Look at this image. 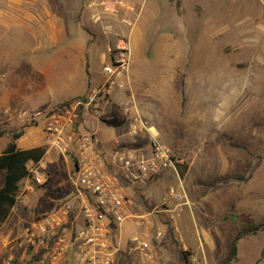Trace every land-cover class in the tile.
Here are the masks:
<instances>
[{
  "label": "rangeland",
  "instance_id": "374dc122",
  "mask_svg": "<svg viewBox=\"0 0 264 264\" xmlns=\"http://www.w3.org/2000/svg\"><path fill=\"white\" fill-rule=\"evenodd\" d=\"M140 4L149 18H145L144 55L160 61L148 66L175 78L168 98L154 96L161 103L157 110L150 106L148 91L139 87L137 107L144 117L159 122L165 138L161 139L175 155L193 163L184 187L196 207L198 227L208 234L211 246L203 243L201 254L185 251L199 264H220L244 218L255 224L264 221V0H149ZM119 39L115 37L116 43ZM144 64L139 62L137 67L144 69ZM3 117L0 153L13 130L34 124L8 125ZM46 141L42 135L41 143ZM45 147L43 160L28 165L32 177L21 182L17 204L0 227V264L9 256L12 264L22 259L32 264L30 251L23 252L17 242L25 229L69 198L65 195L72 175L69 157L48 144ZM38 175L44 183H36ZM167 215L153 219L149 230L123 225L128 234H148L151 245L142 251L137 242H131L137 248L119 252L118 264H184L177 244L171 241ZM156 230L163 233L158 240L153 238ZM177 233L184 239L183 233ZM194 233L192 224L188 228L191 239L181 244L195 251ZM232 264H264V229L239 242Z\"/></svg>",
  "mask_w": 264,
  "mask_h": 264
},
{
  "label": "crops",
  "instance_id": "0c3cea01",
  "mask_svg": "<svg viewBox=\"0 0 264 264\" xmlns=\"http://www.w3.org/2000/svg\"><path fill=\"white\" fill-rule=\"evenodd\" d=\"M122 1L124 6L114 1L102 3L101 0H0V115L5 109L14 112L49 111L66 101L87 96L104 83L102 67L110 59L109 49L116 45L115 37L121 36L130 53V67L125 77L128 85L123 89L111 88L107 100L102 102L100 118L87 115L81 130L96 135L99 140L96 150L100 154L108 155L116 147L149 152L151 135L171 146L163 141L165 138L159 122L155 118L144 117L137 107L136 94L139 87L148 91L152 98L150 106L152 110H157L161 103L156 102L154 96L158 94L168 98L167 94L175 78L166 77L162 70L151 69L148 66L151 62L155 64L160 61L157 58L148 59L144 55L143 42L147 40L145 18H149L145 17L147 14L143 12L144 6L140 3L149 0ZM155 15L159 17V14ZM139 62H144L146 68L137 67ZM86 63L88 75L85 71ZM133 67L137 68L132 70ZM113 107L117 108L124 119L123 125L117 128L101 122V119L111 116ZM136 120L146 123L150 133L129 135L130 125ZM5 122L9 125L18 122L26 124L27 121L15 120L13 123L6 119ZM119 128L122 130L116 131ZM23 131L24 135L17 141L18 149L27 150L48 144L47 141L45 145L41 143L43 123L24 126ZM46 154L47 150L44 156ZM192 164L189 161L182 178L178 173L181 183L171 171H166L160 175L161 179L157 177L145 185L127 187L125 209L130 218L120 225L114 237L119 252L135 250L137 247L131 246V242H136V238L151 245L148 234L146 237L138 236L135 232L128 234L125 232L128 227L124 229L123 225L128 223L136 229L149 230L154 224L153 219L164 214L155 210L160 204V198L165 195L168 187L179 184L184 190L188 206H184L172 220L165 213L170 220L171 241L177 244L179 253L181 249H189L201 254L203 243L211 246L208 234L201 232L198 227L194 213L196 207L189 202L184 187V179ZM171 177L175 183L171 184ZM71 192L70 184L65 195ZM192 224L197 243L195 251L181 244L185 238L191 239L188 228ZM156 231L162 233L161 230ZM177 231L183 233L184 239L179 238ZM153 238L159 239L154 235Z\"/></svg>",
  "mask_w": 264,
  "mask_h": 264
},
{
  "label": "built area",
  "instance_id": "2783aa9c",
  "mask_svg": "<svg viewBox=\"0 0 264 264\" xmlns=\"http://www.w3.org/2000/svg\"><path fill=\"white\" fill-rule=\"evenodd\" d=\"M101 1L124 6L122 0ZM109 52L110 59L102 67L104 83L82 99L60 111L2 112L9 121L43 123L47 143L64 155L72 151L76 157L69 198L25 229L16 244L23 252L30 251L32 264H118L119 248L114 237L120 225L130 218L125 209L127 187L145 185L166 171H171L181 183L177 167L186 160L178 158L170 146L155 136L150 137L149 152L116 147L107 155L96 150L99 140L94 133L81 130L87 115L100 118L102 102L107 100L111 88L128 85L125 77L130 53L126 41L119 39ZM144 132H149V128L141 120L130 125L129 135ZM35 181L42 184L45 179L38 175ZM184 206H188V201L179 184L168 187L155 210L168 213L173 219ZM154 236L160 238L162 233L156 231ZM135 241L142 251L149 247L146 241ZM188 260L199 264L190 254ZM12 263L9 256L5 264ZM19 264H25L23 259Z\"/></svg>",
  "mask_w": 264,
  "mask_h": 264
},
{
  "label": "trees",
  "instance_id": "16d2710c",
  "mask_svg": "<svg viewBox=\"0 0 264 264\" xmlns=\"http://www.w3.org/2000/svg\"><path fill=\"white\" fill-rule=\"evenodd\" d=\"M85 71L88 75V66L85 65ZM83 98V97H82ZM66 101L53 109L60 111L64 107L69 106L77 99ZM101 122L108 127L117 128L123 125L124 119L117 112V108L113 107L112 114L109 118L101 119ZM24 135L23 128L21 131L13 130L10 133V140L4 150L0 153V227L8 219L11 210L16 206L20 184L25 179L31 178L32 174L28 168V164L37 165L42 160L46 149L43 146L34 147L27 150L17 148V141ZM67 156L72 164L71 173H73L76 165V157L74 152H68ZM189 166V161L177 167L178 173L182 178ZM264 229V221L255 224L249 217L241 221L237 233L233 236L229 244V250L226 257L220 264H232L237 257L238 244L241 240L257 235ZM185 264H190L188 260L189 253L183 249L180 250Z\"/></svg>",
  "mask_w": 264,
  "mask_h": 264
}]
</instances>
